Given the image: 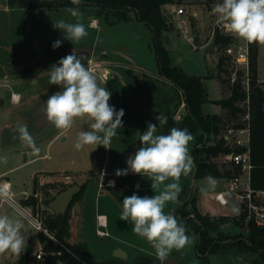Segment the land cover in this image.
I'll use <instances>...</instances> for the list:
<instances>
[{
	"label": "crops",
	"instance_id": "obj_1",
	"mask_svg": "<svg viewBox=\"0 0 264 264\" xmlns=\"http://www.w3.org/2000/svg\"><path fill=\"white\" fill-rule=\"evenodd\" d=\"M66 8L67 7H16L11 6L8 3V0H0V15L8 14V16H11V19L15 20V23L17 24V28L16 30L14 29V31L19 34L18 41H7V44H0V53L2 51H14L19 55L16 60H14L12 56L11 60L0 57V88L3 86L13 88L15 86L17 87L19 83H26L29 80L39 82V79L45 78L43 71H35L36 62L41 59H36V54L34 55L35 50L42 51V55L40 56L42 59H45L46 50H51L53 53L65 57L73 48L79 59L81 56L89 55L93 44L98 45V42L94 40V37L97 36L100 27L99 22L101 20L99 17L104 18V21L108 23L107 26H110V30L114 33L111 32L112 34L109 35L111 36L110 40H107L106 43L99 44L103 45L106 49H117L121 47L118 45H123L125 43L128 48L127 52L124 51V55H130L132 59H135L137 62L130 65L128 63L118 64L117 67L106 66L102 69L100 63L92 66V68L94 67V70H98L99 73L102 74V79H104L103 74L109 75L110 86L108 90L113 96L114 107L116 110H124V116L122 117L123 127L117 129L118 134L113 137L111 143L106 146L108 148H105L104 146L97 147V145H95V148L97 147L96 158L99 159L102 166L98 173H89L87 177L85 176L83 178L84 181L82 183H87L86 190L80 200H77L74 204L72 209V216L70 219L71 235L69 241L75 243H87L91 252L98 259L120 257L114 254L117 248H122L126 251V257H120L123 259L129 258L137 251L155 254V250L146 240L133 233V225L130 222L128 223L120 220L124 197L131 196L133 193L141 197H151L155 195L151 189V182L147 177H141L140 175L131 173V171H129L127 175L118 176L116 173L117 170H124L127 168L126 161L129 156L134 155L136 150L140 147V134H143L146 131L149 122L157 125V134L166 135L172 128L181 129L180 123L187 113L185 97L181 90L178 92V87H176L171 81L165 79L161 74L153 46V31L147 24L135 18L133 13H129V17L123 19L112 14L105 15L106 11L99 13V7L97 6L79 7L80 11L83 13V23L85 24L88 35L80 43L73 45L70 41L65 40L62 35V37L59 36L56 33L57 30L52 27L51 18H54V21L66 19L73 20L74 22V18H71L65 11ZM210 13H213V11L210 10ZM195 16L194 13L192 17ZM3 19L4 18H0V20ZM88 20L90 22H88ZM28 22H31L30 26H32V24L35 25V28L39 33L38 41L34 39L33 32H28L29 29H24L25 24ZM3 31L4 30H2L0 26V36L3 34ZM11 32H13V30ZM199 36V33L195 32L194 40L192 42L195 43L194 47L196 48H205L206 56L212 61L208 68V74H199L192 62L182 58L177 53L174 55L175 63L189 73L201 75L204 78L206 87L207 78L215 79L219 91L221 92V96L217 98V100L225 98L230 95V90L226 83L222 81L224 76L223 72L218 74V63L221 53L213 44L211 35L208 36L206 34L204 41L198 44ZM165 37V45L170 52H172L174 46L179 44L176 38L179 36L167 31ZM58 39L62 41L61 46L53 49L52 44ZM259 45L260 43H258V49ZM3 46L5 47L4 49H2ZM30 51L33 53H30ZM22 68L27 70L26 74L19 75L18 73ZM259 81L264 84V80L260 76ZM164 87L173 88L175 105L177 106V103L180 101L177 109L173 110L163 107ZM5 95L8 96L6 92L0 91V98L5 97ZM23 98L24 97L19 90H12L9 104L11 106L13 103L17 105L23 101ZM27 98L29 99V95L26 99L24 98L25 102H27ZM30 98L33 100L38 97L34 96L33 93L30 95ZM211 102H213V100H211ZM210 104L211 103L208 102L205 106L206 113L223 114L226 111L220 104L214 102L213 104L220 107H215V109L213 107L212 110ZM12 112L13 107L0 111V147L16 142L11 136L4 134V128H13L14 122L1 119L2 114L6 115ZM159 114L167 118V122L163 125L159 124L156 119ZM170 115L172 118H170ZM20 116H25L23 110L22 113L20 112ZM50 124L51 123L48 121V125ZM64 131L65 130L59 132L56 131L52 136L50 143L58 138ZM191 134L194 136V139L188 145L189 154L194 158V162L195 158L198 157L202 161L204 157L199 152L196 153V148L200 147L202 144H196V135L195 133ZM31 135L34 138L35 134ZM201 157H203V159H201ZM34 158L35 157L28 159V161H31ZM22 164H24V162H21L17 166ZM194 172L195 167L189 176L181 177L180 185L182 190L185 184L188 183L190 187L189 196L191 190L192 193H197V191L200 193L198 208L202 213L226 214L224 211L204 212L201 209V202L207 194H202L200 188L197 187L196 181L198 178L195 180L193 189L191 188ZM8 173L9 169L0 171V177H4L5 175V178H2L0 183L10 181L13 190V182L6 176ZM90 175L92 176L90 177ZM64 177L71 178L72 174L67 173ZM214 195H208L209 197H207L212 205L216 204L220 207L227 208L220 205L215 200ZM181 205L182 200L178 197L176 202L168 203L165 212L173 214L179 221L180 215L178 211ZM13 214L18 215L16 211H13ZM232 214L233 213H230L229 215L232 216ZM223 226L224 228L231 229L230 224H225ZM41 233L43 232L38 230V233L35 235L38 239V244L35 249L29 253L30 260L33 258L35 261L37 260L35 257V251L42 244L40 239ZM187 235L190 237L191 242L183 249L172 250L167 260L161 261V264H251L249 254L243 253L231 243H227L223 249L220 248L208 254L209 262H205L202 255L198 252L196 235L192 232H187ZM226 242H228V240ZM22 254L23 253H21V255ZM21 255L15 257L7 253L0 254V262L8 260L9 264H18Z\"/></svg>",
	"mask_w": 264,
	"mask_h": 264
},
{
	"label": "clouds",
	"instance_id": "obj_2",
	"mask_svg": "<svg viewBox=\"0 0 264 264\" xmlns=\"http://www.w3.org/2000/svg\"><path fill=\"white\" fill-rule=\"evenodd\" d=\"M76 7L65 11L73 20L52 21V27L62 32L65 40L73 45L80 43L88 32L83 23V13L79 9L81 0H71ZM218 23L227 25L230 32L247 43L264 44V0H221L213 8ZM62 41L56 40L52 47L59 48ZM49 84L58 85L62 91L49 96L44 102L43 111L47 120L56 129L68 130L76 118L91 121L89 130L78 133L74 147L82 150L85 146H104L111 143L118 128L123 127L124 110H116L109 104L111 92L98 84L97 76L88 70L74 50L51 66ZM159 124L167 118L158 115ZM157 125L148 123L140 134V147L126 161L127 168L117 170V175L131 173L147 177L155 195L138 196L133 193L122 201L120 220L130 222L134 234L143 238L155 250L156 257L166 261L172 250H180L191 241L183 223L165 208L169 202H176L182 191L180 179L189 176L195 167L194 158L189 154V143L194 136L185 128H172L168 134H157ZM19 141L38 155L33 136L25 124L16 126ZM96 147V148H97ZM171 181V182H168ZM200 188L202 194L214 191L218 181L207 175ZM10 193L7 186H0V201L8 202ZM234 213L239 208L233 206ZM24 221L15 214L0 215V254L19 256L25 250V237L22 234Z\"/></svg>",
	"mask_w": 264,
	"mask_h": 264
},
{
	"label": "trees",
	"instance_id": "obj_3",
	"mask_svg": "<svg viewBox=\"0 0 264 264\" xmlns=\"http://www.w3.org/2000/svg\"><path fill=\"white\" fill-rule=\"evenodd\" d=\"M175 0H81L82 6H97L99 13L116 15L119 18L129 17L133 13L135 18L147 24L153 31V46L160 67L161 74L182 91L185 97L187 113L180 123L181 129H187L195 133L196 144H202L196 148L204 159L195 158L196 178H205L207 175L213 177H227L232 174V169L219 167L214 159L221 153H227L231 149L226 145L224 137L220 136L221 124L225 120L237 121L240 113L244 110L240 102L247 97V92L239 82L231 84L227 77L225 68L226 58L221 53L218 63V74L223 72L222 81L229 87L230 95L213 102L225 108L223 114H211L205 112V106L210 102L204 78L201 75L192 74L172 61L170 51L162 41L163 30L169 31L171 20L165 8L172 5ZM11 6L30 8H63L76 7L71 0H8ZM230 37L217 32L213 44L223 46L230 42ZM250 44V63L252 72L250 96L251 112V142L250 153L254 163L251 172L254 187H264V89L259 81L258 71V43ZM180 101L177 103V106ZM170 118L172 116L170 115ZM208 135L206 143L205 135ZM237 170V169H236ZM81 189L76 193L68 206L62 213L54 211H42L41 218L45 227L54 235L51 238L41 233L40 239L44 243L49 254L45 259L37 261V264H161L155 254L137 251L129 258L111 257L98 259L90 250L87 243L70 242L71 235V208L80 199L87 183L84 182ZM63 183L57 187L56 183H45L41 187L42 202L48 206L49 201L56 195L70 187ZM35 190L38 191V182L34 180ZM189 184H185L179 194L182 205L179 208V221L184 224L187 232L196 235L198 241V252L205 262H209L208 254L231 243L243 253L249 254L251 264H264V226H258L250 222L243 226L236 217L229 214L202 213L198 208L197 193L189 194ZM32 197L23 198L22 203L31 204ZM47 210V209H43ZM39 211V210H38ZM230 224L231 229L223 225ZM228 240V242H226ZM226 242V243H225ZM30 261L29 254H22L18 264Z\"/></svg>",
	"mask_w": 264,
	"mask_h": 264
},
{
	"label": "rangeland",
	"instance_id": "obj_4",
	"mask_svg": "<svg viewBox=\"0 0 264 264\" xmlns=\"http://www.w3.org/2000/svg\"><path fill=\"white\" fill-rule=\"evenodd\" d=\"M220 2L221 0H175L172 5L166 6L165 12L167 13L172 23L170 25L169 31L172 34H176L177 36H179L176 37L179 44L175 45L172 52H170L172 61L175 65L177 64L175 63L174 55L177 53L182 58L192 62L199 74H208V68L211 65L212 61L206 56L205 48L194 47L195 43L183 36L184 33L182 31V28L186 27L191 36H194L195 32H198L200 36L197 43H202L206 38V34L208 36L210 35L211 27L216 18V15L214 13H210V10H213L214 6ZM181 7L184 8V14L179 17L177 15V10ZM194 13L196 16L192 17ZM7 16L8 14L0 15L1 19L4 18L3 20H0L1 29L4 30L2 32L3 34L0 36V44L3 45L7 44V41L16 42L19 40V34L14 31V29L16 30L17 28V24L15 23V20L11 19V16ZM99 18L101 20H99L100 27L97 32V36L94 37V40L98 42V45L93 44L92 48L90 49L91 53L89 55L79 57L80 59H82V63H85V66L88 68V70L93 72L97 76L98 84L101 87L104 86L106 90L109 91V75L103 74L104 79H102V74H100L98 70H94V67L92 68V66L100 63V67L102 69L106 66L117 67L118 64L128 63L130 65L132 63H136L137 61H135V59H132L130 55H124V51L127 52L128 48L127 44L125 43L123 45H118L121 47L117 49H106L105 47H103V45L99 44H104V42L106 43L107 40H110L111 36L109 35L114 33L112 32V30H110V26H107L108 23L104 21V18ZM51 21H54V18H51ZM88 22L90 21L88 20ZM30 24L31 22L26 23L24 29H29L28 32H33L34 39L38 41L39 33L35 28V25L32 24V26H30ZM12 30L13 32H11ZM56 30V33L59 36H63L60 30ZM162 41L165 44L166 39L162 38ZM4 48L5 47L3 46L2 49ZM73 50L74 49L72 48L70 53H68L67 55L71 54ZM45 52V59H42V57H40L42 55V51H34V55L36 54V59H42L37 60L35 71H43L45 78L39 79V82L29 80L26 83H19L17 87L15 86L13 88L4 86L0 88V91L6 92L8 94V96L5 95V97L0 98V111H4L6 108L13 107L12 113L1 115L2 120L6 119L7 121L10 120L14 122L13 128H4V134L11 136L13 140L16 141L7 146L0 147V171L9 169V173L6 176L13 182L14 191H12L14 192L16 201H22V199L25 198V194L23 191H26L30 195L29 197H32V193L36 194L38 198V210L41 216L43 213H45L42 211H53L42 202V185L48 182L56 183L57 187H60V185L63 183H67L71 186L73 184H81L84 181L83 178L85 176L87 177L89 173H98L102 166L99 159L96 158L97 149L95 148V145L85 146L82 150H76L74 147L78 133L80 131L89 130L88 125L91 123V121L87 118H76L73 126L70 129L65 130L62 134L59 135L58 138L54 139L50 143V140L56 133V131L59 132L62 130L56 129L53 124L48 125V120L43 111L44 102L52 94L62 91V88L58 85L49 84L50 76L48 71L50 70L52 65L57 64V62L63 57L62 55L53 53L51 50H46ZM219 52L221 53L220 49ZM258 52L259 76L264 80V44L259 45ZM30 53L33 52L30 51ZM11 56L14 60L17 59V56L19 57V55L14 51H2L0 53V57L4 59L11 60ZM86 63L88 66L86 65ZM26 71V69L22 68L20 69L18 74L24 75L26 74ZM207 87L209 98L211 100H217V98L221 96V92L219 91L218 84L215 79L207 78ZM12 90H19L25 99L29 95V99L27 98L28 100L27 102H25V99L23 98V101L21 103L17 105L13 103L11 106L9 103ZM33 93L34 96L38 98H34L32 100V98H30V95H32ZM163 93V107H165L166 109H177V106L175 105L173 88L164 87ZM210 103V107L212 108V110L213 107L214 109L215 107H220H218L216 104H213V102L211 101ZM109 104L111 106H114L112 95L109 100ZM22 110L24 111L25 116H20V112L22 113ZM18 123L25 124L30 134H35V144L40 149L38 155L33 154L31 148L22 145L19 139L16 138L18 137V133L16 132V126ZM33 157H35L33 160L28 161V159H32ZM214 160L218 162L221 161V159L218 157ZM21 162H24V164L17 166ZM218 164H220L221 166V163ZM67 173H71L72 177H64ZM91 176L92 175H90V177ZM2 178H5V175L4 177H0V182ZM215 178L218 181L217 187L214 191L208 192L207 196L203 198V201L201 202V209L204 212L224 211L226 214L233 213L232 208H223L216 204L212 205L211 201L207 198L209 197L208 195L212 196L214 195V193L227 186V180L225 177ZM34 180L38 182V191L35 190ZM204 184V178L197 179L196 185L198 188H201L202 186H204ZM197 195L199 201L200 193L198 191ZM27 206L29 209H33V206L31 204H27ZM73 207L74 205L71 208V216ZM13 211H15V209L8 202L0 201V215L13 214ZM18 216L24 221L25 224L22 233L25 237V250L22 253L29 254L35 249L36 245L38 244V239L35 236L36 233H38V230L29 223L26 217L21 214H18ZM42 244L44 243L42 242ZM221 248L223 249L224 246ZM13 256L16 257V255ZM0 264H9V261L4 260L0 262ZM27 264H37V260L35 261L33 258L32 260L27 262Z\"/></svg>",
	"mask_w": 264,
	"mask_h": 264
},
{
	"label": "built area",
	"instance_id": "obj_5",
	"mask_svg": "<svg viewBox=\"0 0 264 264\" xmlns=\"http://www.w3.org/2000/svg\"><path fill=\"white\" fill-rule=\"evenodd\" d=\"M183 14L184 8L181 7L177 10V15L181 17ZM182 31L186 39L194 40V36L189 34L186 27L182 28ZM217 32L231 39L229 43L221 47L215 45L216 49H220L226 58L227 77L231 84L239 82L248 95L240 102L244 110L240 113L238 120H225L221 124L220 136L224 137L226 145L231 150L227 153H221L218 156L221 161L217 162L221 163L219 167L232 169L233 171L230 176L225 177L227 186L217 191L214 197L224 207L231 209L236 206L239 208V212H233L232 216L240 220L241 225L248 226L252 222L258 226H264V187H254L251 176L254 163L250 153L251 112L249 91L252 81L250 44L233 35L226 24L218 23L216 16L210 34L213 41ZM262 87L264 89V84H262ZM0 186H7L10 193L8 203L18 214L26 217L35 229L54 238V235L45 227L38 210L29 209L27 204L22 203L21 200L16 201L10 181H4L0 183ZM24 194L25 198L30 196L26 191H24ZM48 254L49 251L42 244L35 251L37 260L45 259Z\"/></svg>",
	"mask_w": 264,
	"mask_h": 264
},
{
	"label": "water",
	"instance_id": "obj_6",
	"mask_svg": "<svg viewBox=\"0 0 264 264\" xmlns=\"http://www.w3.org/2000/svg\"><path fill=\"white\" fill-rule=\"evenodd\" d=\"M166 30H163V33H162V38L163 39H166ZM163 77L165 79H167L168 81H171L170 79H168L167 77H165L163 75ZM207 139H208V135L206 134L205 135V140L203 143H206L207 142ZM243 151H245V149H243ZM201 159H203V157H201ZM196 164H195V172L193 174V177H192V183H191V188L193 189L194 187V183H195V180H196ZM81 189V185L80 184H73L72 186L68 187L67 189L65 190H62L60 191L56 197L54 199H52L51 201H49L48 203V207L51 208L55 213H59V214H62L64 213L68 206L70 205L74 195L76 193H78ZM192 193V190L190 191V195ZM31 205L33 206V209L34 211H37L38 210V198L36 196L35 193H32V202H31ZM115 255L117 256H120V257H126V251L122 248H117L114 252ZM16 264V263H15Z\"/></svg>",
	"mask_w": 264,
	"mask_h": 264
},
{
	"label": "flooded vegetation",
	"instance_id": "obj_7",
	"mask_svg": "<svg viewBox=\"0 0 264 264\" xmlns=\"http://www.w3.org/2000/svg\"><path fill=\"white\" fill-rule=\"evenodd\" d=\"M85 64V63H84ZM86 65H87V63H86ZM88 66V65H87Z\"/></svg>",
	"mask_w": 264,
	"mask_h": 264
},
{
	"label": "bare ground",
	"instance_id": "obj_8",
	"mask_svg": "<svg viewBox=\"0 0 264 264\" xmlns=\"http://www.w3.org/2000/svg\"><path fill=\"white\" fill-rule=\"evenodd\" d=\"M8 186V185H7Z\"/></svg>",
	"mask_w": 264,
	"mask_h": 264
}]
</instances>
